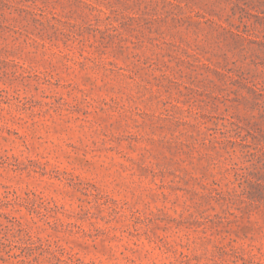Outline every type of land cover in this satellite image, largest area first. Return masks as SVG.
<instances>
[{
    "label": "rangeland",
    "instance_id": "1",
    "mask_svg": "<svg viewBox=\"0 0 264 264\" xmlns=\"http://www.w3.org/2000/svg\"><path fill=\"white\" fill-rule=\"evenodd\" d=\"M0 264H264V0H0Z\"/></svg>",
    "mask_w": 264,
    "mask_h": 264
}]
</instances>
